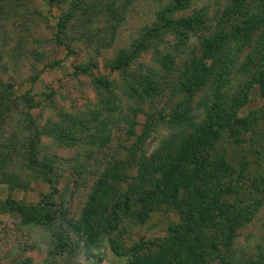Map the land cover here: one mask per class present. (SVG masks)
I'll list each match as a JSON object with an SVG mask.
<instances>
[{
  "label": "rangeland",
  "instance_id": "rangeland-1",
  "mask_svg": "<svg viewBox=\"0 0 264 264\" xmlns=\"http://www.w3.org/2000/svg\"><path fill=\"white\" fill-rule=\"evenodd\" d=\"M170 2L172 0H89L87 12L67 23L62 33L64 43L58 41L55 24L66 9L65 4L50 7L46 0H16L3 5L0 10V96L4 102L0 105V149L16 138L23 142L35 137L38 138L37 158L45 157L51 162L45 170L31 169L25 161L0 167V172L4 171L0 173V264H93L94 259L85 255L86 247L73 236L66 221L74 224L80 221L89 194L107 166L115 163L125 174L119 183V192L129 193L135 189L129 186L135 170L128 163L131 152L126 149L134 137L131 139L127 131L131 128L137 137L147 125L144 151H154L167 136L159 117L167 116L182 95L174 87V74L159 67L151 52H144L136 64L154 68L157 73L155 92L142 98L116 92L119 106L111 114L106 145L93 146L83 137L62 144L50 133L51 125H46L59 121L63 114L93 108L98 98L93 76L119 79L116 72L110 71V62L119 50L128 49L137 39L140 28L149 26L158 10ZM230 2L190 0L187 9L175 13V16H189L198 10L204 12L207 21L194 31L182 33L186 39L180 49L178 70L191 59L208 65L205 51L200 49L201 40L208 36L220 12ZM173 38L172 34L166 35V40H171L168 44L176 41L177 38ZM257 66L264 69V62H258ZM263 107L264 85L260 88L257 82L239 114ZM129 124L134 125L129 127ZM254 130L251 134L255 141L252 142L258 147L264 139V120ZM249 134L244 137L248 138ZM231 140H224L217 147L225 150L230 159L238 161L247 143L236 144ZM253 149L254 154L245 158L250 159L247 169L250 177L264 174V158L260 159L259 152ZM204 152L206 150L195 153V159L199 160ZM195 162L196 166L191 164L185 169L189 173L187 180L175 175L180 182L197 184L199 165ZM139 193L133 191L127 198L123 195L119 198L117 193L111 195L108 206L112 208L107 213L115 226L100 240V247L91 246L99 264H155V260L160 259L161 249L152 246L135 249V244L140 239H162L178 219L172 211L163 210L158 201L152 209L146 208L139 200ZM117 217H121L118 225L113 221ZM257 244L264 245V200L234 238L240 255H252ZM144 256H149V261H143Z\"/></svg>",
  "mask_w": 264,
  "mask_h": 264
},
{
  "label": "trees",
  "instance_id": "trees-1",
  "mask_svg": "<svg viewBox=\"0 0 264 264\" xmlns=\"http://www.w3.org/2000/svg\"><path fill=\"white\" fill-rule=\"evenodd\" d=\"M14 1L0 0V10ZM46 3L50 7L66 5L55 24L58 41L64 43L62 33L67 23L87 12L89 0H46ZM189 6L190 0H172L160 8L153 22L140 28L129 48L119 50L110 62V71L116 72L119 79L93 76L98 94L95 106L84 112L63 114L59 121L46 125H51L50 133L62 144L83 137L93 146L106 145L111 114L119 106L116 92L131 98L155 92L154 68L136 64L144 52H151L159 67L174 74V87L182 95L167 116L160 115L167 136L154 151H144L147 125L137 137L131 128L127 131L131 139L134 137L126 149L131 152L128 163L135 170L129 186L135 189L119 192L125 174L115 163L107 166L89 194L80 221L76 224L66 221L73 236L86 247L85 255L94 259L93 264H99V260L91 246L100 247V240L115 226L107 213L112 208L108 206L111 195L117 193L119 198L122 195L127 198L133 191L140 192L139 200L146 208L152 209L158 201L163 210L172 211L178 219L162 239H140L135 244V249L147 246L161 249L155 264H264V245L257 244L255 252L248 256L240 255L234 246L239 228L251 220L264 200V174L248 176L250 159L245 160L254 154L255 137L251 133L264 120V107L239 114L252 86L257 82L260 88L264 85V69L257 66L258 62H264V0H231L208 36L201 40L200 49L205 51L208 65L191 59L178 70L180 49L186 39L182 33L194 31L207 22L204 12L198 10L189 16H175ZM167 34H172L176 41L168 44L171 40H166ZM2 99L0 96V105ZM247 133L249 140L244 137ZM13 136L17 134L13 132ZM229 138L232 143H247L238 161L217 147ZM37 139L31 137L21 142L16 138L15 142L7 143L0 149V167L25 161L31 169L45 170L51 160L37 158ZM207 149L211 152L207 153ZM204 150L196 160L195 153ZM253 151L259 152L260 159L264 158V139ZM195 161L199 165L197 184L180 182L175 175L187 180L189 173L185 169L191 164L196 166ZM120 218L113 221L117 223ZM149 259L142 257L143 261Z\"/></svg>",
  "mask_w": 264,
  "mask_h": 264
}]
</instances>
